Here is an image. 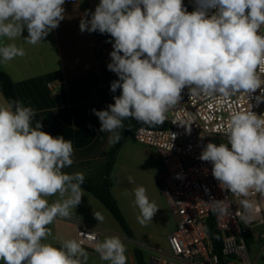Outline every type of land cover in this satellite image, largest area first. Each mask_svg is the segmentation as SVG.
<instances>
[{"label": "clouds", "instance_id": "9594fccd", "mask_svg": "<svg viewBox=\"0 0 264 264\" xmlns=\"http://www.w3.org/2000/svg\"><path fill=\"white\" fill-rule=\"evenodd\" d=\"M64 4L0 0V37L15 40L26 28V43L42 42L65 18ZM195 5L188 12L183 0H100L90 19L87 10L81 18L82 33L98 31L114 40L107 68L118 79L110 91L121 93L106 109H92L100 122L98 132L111 134L110 144L120 141L117 130L124 129L128 118L163 123L185 88L190 96L250 95L260 89L256 100L264 102V0H195ZM24 55L15 43L0 45L3 62ZM35 117V110L20 101L0 103V261L87 264L83 241L65 240L58 247L42 242L52 234L48 225L57 217H70L81 203L85 175L63 171L74 163L72 141L42 131ZM222 135L227 143H207L200 160L212 164L221 189L242 197L251 191L264 194V114L233 111ZM52 196L59 198L49 203L46 197ZM134 198L138 222L152 221L159 208L146 188L137 186ZM240 203L246 210L253 208L247 199ZM93 215L97 221L104 219L99 212ZM92 239L101 260L126 264L119 236Z\"/></svg>", "mask_w": 264, "mask_h": 264}, {"label": "crops", "instance_id": "0c3cea01", "mask_svg": "<svg viewBox=\"0 0 264 264\" xmlns=\"http://www.w3.org/2000/svg\"><path fill=\"white\" fill-rule=\"evenodd\" d=\"M99 2L100 0H65V18L40 43L25 42L28 36L26 28L21 37L15 40L0 37V45L15 43L25 51L24 56L13 60H0V68L12 78L20 102L35 110L34 119L42 123V131L54 137L62 135L73 143L74 163L63 171L82 172L85 175L84 181L93 182L104 178L106 160L112 144L109 143L110 133L98 132L100 122L92 109H106L108 104L114 103V96L82 97L83 91H87L90 85L86 84L78 90L77 100L73 101L69 93V83L91 75L95 76L94 83L97 86L100 87L104 82V63L108 65L111 62V59L105 61V58L114 40L109 36L110 47L102 52L97 49L96 43L99 32L82 33L79 29L80 20L86 10L90 19ZM5 101L7 100L0 91V103ZM122 145L111 169V193L133 233L132 236L127 235L99 199L84 189V197L76 209L72 210L73 214L68 218L57 217L48 225L52 234L43 243L58 247L62 241L78 240L77 223H83L104 230L106 233L100 237L101 241L105 237L119 236L126 248V264H137V247L142 250L147 261L153 255V250L166 249L168 236L176 227V218L158 185V180L165 173L160 154L155 148L140 144L132 137ZM129 177H132L133 183L129 182ZM141 185L146 188L149 200L155 202L159 208L153 220L144 225L137 220L140 210L134 204V189ZM58 198L46 197L49 203ZM96 212L104 217L102 222L94 218L93 214ZM256 229L257 227L249 236V250L257 264H264V246H258L252 251L259 242ZM141 244L148 247L144 248ZM84 249L88 253L87 264H108L100 259L97 252L87 247ZM0 264L4 262L0 261Z\"/></svg>", "mask_w": 264, "mask_h": 264}, {"label": "built area", "instance_id": "2783aa9c", "mask_svg": "<svg viewBox=\"0 0 264 264\" xmlns=\"http://www.w3.org/2000/svg\"><path fill=\"white\" fill-rule=\"evenodd\" d=\"M183 6L192 12L195 0H183ZM96 43L97 49L103 52L110 47L111 39L106 33H99ZM111 51L113 47L105 61L111 59ZM260 95L261 90L257 89L250 95L190 96L185 88L181 102L165 114L161 123L164 127L140 125L133 131L132 138L155 148L160 154L165 173L158 180L159 189L176 218L175 230L168 236V246L153 250L149 264H257L249 250V236L253 229L264 225V194L251 191L247 197H242L221 189L212 175V164L199 157L207 143L224 137L222 128L233 111L251 110L257 115L264 114V102L256 100ZM187 125H191L190 132ZM177 174L183 178L177 179ZM242 199L252 202L253 208L244 209L240 203ZM222 208L228 211L221 212ZM210 219L221 235L219 253L215 252L208 231ZM105 233L95 226L77 223L78 241H83L84 248L95 251L92 237L100 240ZM261 236L264 238V232Z\"/></svg>", "mask_w": 264, "mask_h": 264}, {"label": "trees", "instance_id": "16d2710c", "mask_svg": "<svg viewBox=\"0 0 264 264\" xmlns=\"http://www.w3.org/2000/svg\"><path fill=\"white\" fill-rule=\"evenodd\" d=\"M101 34V33H100ZM110 36V35H108ZM104 71H103V78L104 82L100 85V88L103 89V93H100V95H94V97L100 96L103 98L112 97V96H119L121 93L120 89H117L115 93L110 91V85L111 82L118 79L117 75L114 72H111L107 68V64L104 63ZM95 76L91 75L86 79L76 80L69 83V90L71 93V98L73 101L77 100V92L78 90L85 86L86 84H92L95 80ZM0 91L3 93L4 97L7 101H20L18 93L16 92V86L10 77L8 73H6L4 70L0 68ZM86 89L83 91L85 92ZM124 129H118L117 131L121 132L122 138L118 143L112 144L109 150V154L106 160V167L104 172V178L98 182L93 181H84L82 188L91 192L93 196H95L97 199H99L105 207L113 214L117 222L121 225L123 230L127 233V235L132 236V231L126 222V219L124 218L116 200L114 199V196L111 193V169L115 165V161L117 158V155L119 151L122 148V144L129 139L133 133L138 127L145 126L150 128H161L164 127L163 124H144L141 122H137L135 119L128 118L124 121ZM215 143V141H214ZM208 231L210 234V237L214 243V250L216 253L220 252V248H222V241H221V235L219 232L216 231L213 220L210 219L209 223L207 224ZM135 257L137 260V264H149L146 260V257L142 250H140L138 247L135 248Z\"/></svg>", "mask_w": 264, "mask_h": 264}, {"label": "rangeland", "instance_id": "374dc122", "mask_svg": "<svg viewBox=\"0 0 264 264\" xmlns=\"http://www.w3.org/2000/svg\"><path fill=\"white\" fill-rule=\"evenodd\" d=\"M104 58V56H103ZM100 93H103V89H101L99 86L96 85V83H92L89 85L88 89L86 92H84L82 97H90V96H94L96 95H100ZM220 143H227V140L225 137H220V138H216L215 139V144L219 145ZM230 148V145H229ZM257 236L259 238V242L257 243V245L255 247H253L252 251L257 249L258 246L262 247L264 246V238H262V233L264 232V225L262 226H258L257 227ZM261 255H262V251H261ZM264 257V256H262Z\"/></svg>", "mask_w": 264, "mask_h": 264}]
</instances>
